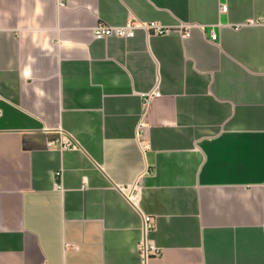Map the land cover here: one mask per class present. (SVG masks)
Listing matches in <instances>:
<instances>
[{
	"label": "crops",
	"instance_id": "1",
	"mask_svg": "<svg viewBox=\"0 0 264 264\" xmlns=\"http://www.w3.org/2000/svg\"><path fill=\"white\" fill-rule=\"evenodd\" d=\"M0 264H264V0H0Z\"/></svg>",
	"mask_w": 264,
	"mask_h": 264
},
{
	"label": "built area",
	"instance_id": "2",
	"mask_svg": "<svg viewBox=\"0 0 264 264\" xmlns=\"http://www.w3.org/2000/svg\"><path fill=\"white\" fill-rule=\"evenodd\" d=\"M222 11H225V7L222 8ZM191 26L190 25H182L180 26V34L181 37L185 38L189 35V30ZM136 30H143L145 32H151L155 35H163L168 32L167 29L163 28L159 24L155 23H149V24H142L137 21H129L124 25L121 26H110L105 24H98L92 32L93 38L95 40H103L109 37H116L121 39H130L133 38ZM211 40H216V35L214 33L210 34ZM154 97H159V93L157 92H150L143 96V104L145 107L148 106L150 100ZM56 142L59 143L61 150H67V149H77V146L75 143H73L71 140L68 139H60ZM53 142L49 143L48 146H51ZM136 190V187H134L132 190H130L129 195L127 196V199L130 201H133L135 199V195L133 194V191ZM154 227V219L149 216L143 217V229L144 233L147 231L153 229ZM139 252L143 259H146L149 254L158 257L160 256V251L156 248H153L151 245L147 244L145 240H143L140 243L139 246Z\"/></svg>",
	"mask_w": 264,
	"mask_h": 264
}]
</instances>
